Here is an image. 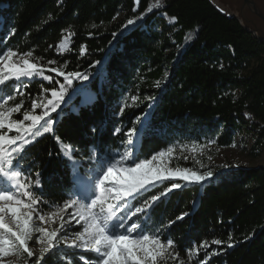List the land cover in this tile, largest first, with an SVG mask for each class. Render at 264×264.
Segmentation results:
<instances>
[{"label":"trees","instance_id":"obj_1","mask_svg":"<svg viewBox=\"0 0 264 264\" xmlns=\"http://www.w3.org/2000/svg\"><path fill=\"white\" fill-rule=\"evenodd\" d=\"M152 3L155 0H0V54L31 51L29 60L52 77L10 79L0 85V103L13 97L5 108L22 102L13 119H22L25 112L42 113L43 107L32 109V101L46 104L51 96L45 90L64 82L48 71L50 67L89 76L73 81L69 92L83 85L80 93L63 104L62 111L51 113L54 131L35 138L19 160L32 184L39 174L42 184L34 191L46 217L77 198L72 162L61 151L65 144L80 160L81 175L99 161L106 168L126 153H134L139 162L163 151L171 167L204 173L190 154L193 148L237 142L248 157L264 152V43L207 0H161L159 9L124 27ZM173 16L174 23L165 19ZM69 32L74 34L69 47L59 53L55 46ZM49 60L56 64L49 65ZM133 129L138 134L127 135ZM243 136L252 140L248 149ZM172 183L182 186L153 205L146 224L145 234L174 241L178 258L160 264H264V165L218 169L203 184L157 183L130 203L142 206ZM183 213L188 215L178 220ZM132 219L141 222L146 216ZM213 239L222 243L214 245ZM204 242L206 249L199 247ZM65 249L43 264H81L74 249ZM81 256L95 259L90 251Z\"/></svg>","mask_w":264,"mask_h":264},{"label":"snow or ice","instance_id":"obj_2","mask_svg":"<svg viewBox=\"0 0 264 264\" xmlns=\"http://www.w3.org/2000/svg\"><path fill=\"white\" fill-rule=\"evenodd\" d=\"M136 3L138 4L139 0H136ZM160 7L161 0H155L146 12L135 19H128L124 27L135 25L153 9ZM132 10L137 11L135 7ZM170 19L174 23L177 18L173 16ZM72 35L74 34L69 32L67 36L62 37L55 46L58 51L68 49ZM112 35L115 36L116 33ZM85 52V47L81 46L80 54L84 55ZM18 56L19 62L14 61L13 58ZM32 56L31 51L21 54L8 50L0 54V85H6L10 79L19 81L23 78L34 79L37 76L44 80H52L51 76L44 74L41 66L28 59ZM48 64L54 65L56 61L49 60ZM48 71L63 77L64 82L60 83L58 88L45 90L50 91L51 96L46 104L32 101L33 110L43 107L41 114L25 112L22 119H13L12 114L21 111L22 102L16 103L11 108H5V104L13 100V97L8 95L7 99L0 103V181H3L0 184V264H20L21 260L23 264H33V258H35L34 264H43L45 259L61 251L57 247L61 243L68 249L93 252L95 259L85 261V264H160L168 258L177 259L178 257L173 255V240L165 241L159 235L145 233L147 219H150L149 210L161 197L182 185L172 183L164 192L144 200V204L139 207H134L130 201L142 198L157 183L180 180L203 184L212 177L213 173L208 171L201 174L187 167H168L162 159L166 156L163 151L154 154L151 159L145 158L139 162L134 153H126L120 161L109 163L106 170L104 162L99 161L90 173L81 175L78 170L80 160L75 159L72 146L65 144L61 151L72 162L77 198L65 201L63 207L54 214L62 220L60 227L50 231L34 223L37 218L41 222H47L46 215L38 207L41 203L40 195L34 191L41 186L42 181L39 179V174L33 178L34 184L25 176L23 170L19 168V160L23 159L21 154L35 138L54 131L51 113L57 112L58 109L62 111V105L71 101L73 96L78 95L84 87L81 85L70 93L69 89L73 88V81L89 79L87 74L66 72L63 67H50ZM4 129L9 132L15 131L17 135L9 136L3 131ZM116 132H120V129H116ZM138 132V129H133L127 135L132 136ZM56 139L61 140L59 136ZM172 151L168 149V153ZM129 160L131 163L127 166L122 163ZM67 209H72V212L65 216ZM140 214H144L146 220L133 221V217L139 221ZM187 215L188 213H183L177 219L182 220ZM73 221L81 230L75 232L69 240L66 230L72 227ZM171 223L173 222H169ZM62 232L65 233L63 237L60 235ZM34 240L41 245L39 256L30 247V242ZM211 243L220 245L222 241L213 239ZM199 247L206 249L208 244L204 242ZM63 255L67 257V252ZM9 257H14L15 260H5ZM65 264H71V261L68 260Z\"/></svg>","mask_w":264,"mask_h":264},{"label":"rangeland","instance_id":"obj_3","mask_svg":"<svg viewBox=\"0 0 264 264\" xmlns=\"http://www.w3.org/2000/svg\"><path fill=\"white\" fill-rule=\"evenodd\" d=\"M165 19L169 22H172L170 18L165 17ZM67 36V35H64ZM63 36V37H64ZM58 51V49H57ZM65 50L58 51L59 53L64 52ZM29 59V58H28ZM14 61L19 62V57H14ZM55 74V73H53ZM244 141L246 142V147L248 149L249 145L252 143V140L249 137H244ZM190 154L195 161V164L198 165V169H205V172L211 171L212 173H215L216 170H225V169H235V168H248V167H254L259 165H264V152L260 153L257 157L251 158L248 157V151L242 150L240 145L235 142L233 145L223 148H215L212 143L202 146L193 148L190 150ZM164 162L167 164L168 167L170 166V161L167 157L162 158ZM116 162V160L114 161ZM112 162V163H114ZM108 166V165H107ZM106 166V168H107ZM105 168V170H106ZM173 168V167H171ZM198 172V171H197ZM200 173V172H198ZM102 174V173H101ZM203 174V173H201ZM3 181H0V184H2ZM72 212V209H68L65 213V216H68ZM51 219H48L46 217L47 222H41L38 218L34 220V223L39 227H44L48 230H54L58 227H60V224L62 223L61 218L51 215L49 216ZM81 230L80 226L75 225L73 221V225L70 229H67V238L69 240L72 239L73 234L77 231ZM61 237L65 235V233L60 234ZM30 247L36 253L37 256H39L40 253V247L41 245L37 244L34 241L30 242ZM61 250H66L63 243L57 246ZM76 252V256L78 261H80L81 264H85V261H87L83 256H81V252L88 251L83 249H74ZM93 253V252H92ZM94 254V253H93ZM83 257V259H82ZM24 258L26 259V254L24 255ZM49 258V257H48ZM47 258V259H48ZM33 258V264H34ZM171 259V258H170ZM5 260H15L14 257L5 258ZM46 261V259L44 260ZM43 261V262H44ZM20 264H23V260L20 261Z\"/></svg>","mask_w":264,"mask_h":264},{"label":"water","instance_id":"obj_4","mask_svg":"<svg viewBox=\"0 0 264 264\" xmlns=\"http://www.w3.org/2000/svg\"><path fill=\"white\" fill-rule=\"evenodd\" d=\"M211 6L228 19L264 43V0H207Z\"/></svg>","mask_w":264,"mask_h":264}]
</instances>
